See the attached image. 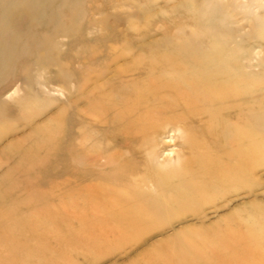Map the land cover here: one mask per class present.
Here are the masks:
<instances>
[{
  "label": "rangeland",
  "instance_id": "374dc122",
  "mask_svg": "<svg viewBox=\"0 0 264 264\" xmlns=\"http://www.w3.org/2000/svg\"><path fill=\"white\" fill-rule=\"evenodd\" d=\"M100 72H244L264 109V0H0V264H264V234L241 239L264 207L241 226L212 209L144 230L68 216L65 96ZM219 225L235 233L200 228Z\"/></svg>",
  "mask_w": 264,
  "mask_h": 264
},
{
  "label": "bare ground",
  "instance_id": "6f19581e",
  "mask_svg": "<svg viewBox=\"0 0 264 264\" xmlns=\"http://www.w3.org/2000/svg\"><path fill=\"white\" fill-rule=\"evenodd\" d=\"M247 79L244 72H100L79 89L72 83L63 144L68 216L101 229L144 230L168 220L203 222L209 213L201 212L212 209L235 226L256 224L264 207L254 190L264 164V109L257 77L251 89ZM245 190L254 197L249 211L222 210ZM257 225L241 237L249 249L264 234V222ZM200 228L222 233L232 225Z\"/></svg>",
  "mask_w": 264,
  "mask_h": 264
}]
</instances>
